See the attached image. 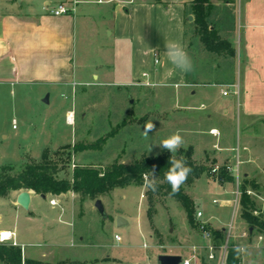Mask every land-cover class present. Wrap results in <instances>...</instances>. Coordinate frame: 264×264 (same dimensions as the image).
Segmentation results:
<instances>
[{
	"label": "rangeland",
	"instance_id": "1",
	"mask_svg": "<svg viewBox=\"0 0 264 264\" xmlns=\"http://www.w3.org/2000/svg\"><path fill=\"white\" fill-rule=\"evenodd\" d=\"M34 2V6L42 7V0ZM53 4L55 0H51ZM83 7L98 8L96 4H80L75 11V72L87 83L69 87L65 95L50 90L48 103L41 101L49 91L44 92L43 86L1 87L0 167L10 166V173H15L28 158L39 160L48 131L50 145L72 142L70 146L79 147L58 177L71 176L75 165L104 171L113 163L131 164L144 156L172 155L160 143L179 131L184 145L175 157L184 159L180 150L190 146L192 160L205 169L196 178L189 176L181 186L193 201V220L213 229L223 228L224 244L215 248L209 237L189 224L179 201L160 188L145 190L143 183L101 194L107 218L100 216L89 196L74 194L73 235L66 223L69 215H59L58 208L49 205L51 196L32 194L30 206L24 209L13 203L10 195L14 192H10L0 197V229H15L17 236L12 231L11 238L0 243L19 247L20 264H26V259L48 264H156L157 255L164 252L193 255L192 264H224L230 246L244 249L239 252L241 264H264V227L245 219L241 204L245 194L246 210L264 221V116H239L238 89L231 83L239 70L236 57L207 64L205 55L197 50L202 83L185 89L162 85L156 79L150 82L144 73L154 75L158 66L146 50L172 34L156 26L153 28L157 30L146 31L145 14L132 11L131 20L119 22L120 26L132 24V39L116 40L106 28V19L97 20L92 15L94 18L83 22L79 12ZM131 58L132 80L128 76ZM202 65L211 67L204 69ZM204 83L191 100L181 95ZM69 112L73 119L66 124ZM148 123L154 128L145 135ZM224 154L222 162L218 156ZM222 166L231 174V181H218ZM62 197L61 201L68 200L67 195ZM31 210L36 216L28 214ZM117 216L125 218L127 225L117 226ZM0 264L6 263L0 259Z\"/></svg>",
	"mask_w": 264,
	"mask_h": 264
},
{
	"label": "crops",
	"instance_id": "2",
	"mask_svg": "<svg viewBox=\"0 0 264 264\" xmlns=\"http://www.w3.org/2000/svg\"><path fill=\"white\" fill-rule=\"evenodd\" d=\"M34 1L0 0V88L7 85L13 87L16 85L22 87L43 86L46 88L44 92L49 90L47 93L49 102L50 90H55L60 92V95H65L69 87L71 89L73 85L87 83L81 76L76 75L74 62V32L77 19L75 11L78 10L80 4H96L98 8L96 10L89 7H83L79 10L82 20H84L83 22L89 20L90 17L94 18V16L97 20L103 21L106 19V28L111 30L110 34L116 40L127 39L128 37L132 39V24H129L128 27L125 25L120 26L119 22L121 19L127 18L131 20L132 11L145 14L146 31L149 32L159 28V31L167 34L170 32L172 35L169 38L164 37L161 43L153 44L152 47L147 48L146 51L150 56L157 55L158 63L155 66L158 67L154 75H149L145 72L144 78L151 80L150 82L156 79L158 83L173 86L174 88H185L188 85L195 86L200 84L186 83L184 71L177 68L169 60L165 47L167 41H175L181 47L183 46V4L191 0H161V2H156L155 0H55L56 4L53 5H51V0H42V7L40 8L34 6ZM118 1H121L122 4ZM210 1L214 4L222 3L221 0ZM231 2L234 6V18L233 30L229 40L235 48L236 64L237 68H239L236 80L232 83L238 89L239 116L244 119L250 115L264 116V0H231ZM59 4H64L68 7L67 13L51 14L50 10L56 8ZM156 21H158V24ZM153 26H156L157 29L153 28ZM130 51L132 53V48ZM132 74L131 58L128 73L131 80ZM206 84H201L198 89L191 88L188 92L183 91L181 95L185 99L191 100L199 89ZM201 105L205 107L203 103H200L199 106ZM65 123L68 124L66 121ZM209 134L212 135L211 133ZM42 143V148L51 147V149H55L63 146L50 145L51 135L49 131L46 133ZM191 145L194 149L195 144L191 143ZM214 145L215 142L212 143L213 147ZM211 155L215 159V166H217L216 157L213 154ZM218 157L223 162L225 154ZM12 192L14 194L10 196L13 198V203L16 204V195L19 191ZM32 194L37 193L30 192L28 207L31 204ZM39 195L41 196V194ZM48 195L45 194V197ZM64 195L68 196L67 201L65 199L61 201ZM49 196H51L50 198L53 197L52 195ZM55 197L57 205H49L57 207L59 215L61 213L69 215L70 219L66 223L70 225V231L73 235L74 226L71 204L74 199V193L67 192ZM64 202L66 206L62 204ZM28 214L36 216L32 210ZM109 216V219L112 220V216L110 214ZM5 229L9 228H1L0 230ZM7 231H13L15 237L17 236L15 229ZM43 241L48 245H59L49 240ZM20 244L23 245V243ZM163 254H179L182 258L184 257L180 252H164Z\"/></svg>",
	"mask_w": 264,
	"mask_h": 264
},
{
	"label": "trees",
	"instance_id": "3",
	"mask_svg": "<svg viewBox=\"0 0 264 264\" xmlns=\"http://www.w3.org/2000/svg\"><path fill=\"white\" fill-rule=\"evenodd\" d=\"M155 1L161 2V0ZM221 1V4H214L210 0H191L183 4L184 44L182 48L191 58L194 66L192 72H184L186 83H202V75L199 72L200 65L195 58L197 50L205 55L207 64L218 61L220 63L235 58V48L229 40L233 30L234 6L231 0ZM189 15L192 16L190 21L187 19ZM187 37H189V41ZM202 66L204 69L211 67L210 65ZM78 150V146H70V144L54 150H49L46 147L39 160L28 158L15 173H10V166H1L0 197L7 196L12 191L28 190L37 194L52 196H60L67 192L80 193L89 196L94 201L101 194L113 188L141 185L143 183L142 174H150L154 170L157 177V188L162 189L165 194H169L179 201L189 224L202 231L199 229L200 222L193 220L194 204L191 197L183 191L182 187L178 193L173 194L171 186L164 180V175L170 167L171 154L144 156L131 164L113 163L104 171H99L93 167L75 165L71 176L58 177L59 172L63 171L64 167L69 164L72 152ZM180 151H184V159L192 169L189 174L190 177L196 178L204 173V167L192 160V148L190 146L186 150ZM217 179L220 182H228L231 181L232 176L227 173L226 167L222 166L217 173ZM247 198L244 194L241 199L244 210L243 217L254 225L264 227V221L259 220L257 216L246 210ZM202 224L203 230L208 232L214 247L221 248L224 244L223 229H213L205 223ZM235 249L231 246L226 249L224 264H241L239 252ZM0 259L6 264H20L19 247L0 243ZM25 262L26 264H48L33 259H26Z\"/></svg>",
	"mask_w": 264,
	"mask_h": 264
},
{
	"label": "clouds",
	"instance_id": "4",
	"mask_svg": "<svg viewBox=\"0 0 264 264\" xmlns=\"http://www.w3.org/2000/svg\"><path fill=\"white\" fill-rule=\"evenodd\" d=\"M166 54L169 60L179 69L186 73L193 71V63L186 51L175 41H167L165 44ZM154 128V124L148 123L145 125V135L148 131ZM184 145V139L179 131L171 134L167 138L163 139L160 146L167 149L172 153L170 159V167L164 175V180L171 186L173 194L179 192L181 186L186 182L192 169L187 165V162L183 158L177 159L175 153ZM143 185L145 190L156 191L157 189V177L155 171L142 174ZM119 239V238H117ZM237 252H242L244 249L238 247L235 249Z\"/></svg>",
	"mask_w": 264,
	"mask_h": 264
},
{
	"label": "water",
	"instance_id": "5",
	"mask_svg": "<svg viewBox=\"0 0 264 264\" xmlns=\"http://www.w3.org/2000/svg\"><path fill=\"white\" fill-rule=\"evenodd\" d=\"M189 21L192 19V16L189 15L187 18ZM42 101L44 103L48 102V94H46ZM41 197H45L44 194H41ZM16 204L21 206L24 209L28 208L30 202V192L28 190H20L16 195ZM93 207L97 210L101 217L106 218L107 214L104 209V205L100 198L94 200ZM116 225L117 226H125L127 225V220L122 216L116 217ZM182 260V256L179 254H158L156 257V264H180Z\"/></svg>",
	"mask_w": 264,
	"mask_h": 264
},
{
	"label": "built area",
	"instance_id": "6",
	"mask_svg": "<svg viewBox=\"0 0 264 264\" xmlns=\"http://www.w3.org/2000/svg\"><path fill=\"white\" fill-rule=\"evenodd\" d=\"M68 10H69L68 7L65 6L64 4H59V5L56 6V8L51 9L50 12L53 15H59V14H66ZM153 62H154V64L158 63V57H157L156 54H154V56H153ZM222 94H224V95L227 94V91L226 90H222ZM72 119H73V117H72ZM72 119H69L68 115L66 116V122L68 124L72 123ZM12 127H14V124L12 125ZM213 170H215V168ZM215 201L216 200H214V202ZM49 204L57 205V201H56V197L55 196H53L52 198L49 199ZM196 215L200 216L201 213L198 211V212H196ZM199 229L202 230V232H203L205 237H209L208 232L206 230H203V224L202 223H200ZM8 233L9 234L7 236V235L3 234V232L0 231V241H7L8 239H10L11 236L13 235V233L11 231H8ZM114 237H115V239L117 241L120 240V236L119 235H115ZM117 238H119V239H117ZM192 257H194V256L192 255ZM192 257H183L181 262H180V264H192V260H191ZM210 257H211V254H210Z\"/></svg>",
	"mask_w": 264,
	"mask_h": 264
},
{
	"label": "bare ground",
	"instance_id": "7",
	"mask_svg": "<svg viewBox=\"0 0 264 264\" xmlns=\"http://www.w3.org/2000/svg\"><path fill=\"white\" fill-rule=\"evenodd\" d=\"M68 116H69V119H72V117H73L72 112H69ZM212 132H215V131H212ZM1 232H3V234H5L7 236L9 234L7 230H2Z\"/></svg>",
	"mask_w": 264,
	"mask_h": 264
}]
</instances>
